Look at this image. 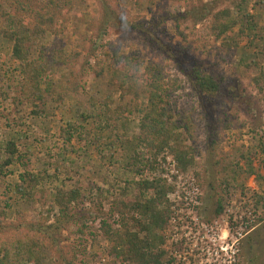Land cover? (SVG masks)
Masks as SVG:
<instances>
[{"label":"rangeland","instance_id":"374dc122","mask_svg":"<svg viewBox=\"0 0 264 264\" xmlns=\"http://www.w3.org/2000/svg\"><path fill=\"white\" fill-rule=\"evenodd\" d=\"M43 1L35 0L34 7ZM242 2L73 0L41 42L79 54L70 67L81 89L62 104L44 105L23 88L14 44L0 33V250L10 241L32 239L47 246L52 264H137L120 257L121 249L114 251L107 231L123 234L116 208L153 197L155 191L143 197L137 186L150 181L168 190L161 201L168 219L160 229H146L143 222L129 232L151 236L162 264H264V0H245L239 11ZM223 10L239 25L217 40L211 27ZM198 11L205 19L195 22ZM248 20L258 29L248 30ZM153 21L165 31L161 39L172 49L169 56L131 29ZM112 49L163 67L192 162L185 169L168 148L158 154L138 143L143 114L132 110L145 100L141 94L136 103L122 98ZM196 65L225 81L214 101L193 90L187 72ZM126 105L130 112L113 115ZM68 125L76 128L71 144L65 142ZM11 140L20 158L6 166ZM43 170L50 178L35 201L16 193L26 172ZM76 189L82 197L72 206L73 220L49 230L60 215L56 191Z\"/></svg>","mask_w":264,"mask_h":264},{"label":"trees","instance_id":"16d2710c","mask_svg":"<svg viewBox=\"0 0 264 264\" xmlns=\"http://www.w3.org/2000/svg\"><path fill=\"white\" fill-rule=\"evenodd\" d=\"M35 0H2L0 3V33L13 42L12 57L19 62V70L22 77V86L40 101L62 104L72 94L79 92L81 82L71 69L72 60L78 59L79 54L66 53L65 49H55L47 47L41 42L52 33L56 19L60 12L73 5V0H44L39 8H35ZM245 0H243L244 2ZM242 3H238L241 11ZM10 5V6H9ZM8 7V8H7ZM14 9V11H13ZM241 13V12H240ZM193 17L195 22L203 21L204 14L198 13ZM251 17V16H248ZM239 25L229 10L218 12L213 17L211 31L217 40L231 33ZM248 30L255 31L258 25L254 21H247ZM132 31H138L158 50L168 56L173 52L170 46L165 44L161 37L165 34L162 25L155 22H144L136 24ZM241 33L245 29H241ZM232 40L226 39L224 46L231 49ZM175 51V50H174ZM110 58L113 62L114 70L122 73V98L132 97L138 101L144 97V104H134L133 113L143 114L141 124V135L137 137L138 143L146 144L157 151L159 154L165 148L171 151L179 165L185 169L190 165L191 158L185 144L182 120L178 113L176 104L170 100V90L166 86L163 67L153 61H145L139 54L123 55L119 50L112 49ZM174 57L173 60H178ZM180 71H184L181 63L177 64ZM185 73V72H184ZM187 75L192 84L193 90L202 97V100L214 101L224 90L225 81L217 79L213 72L196 65ZM129 110L126 105L123 109L113 112L118 116L124 111ZM130 112V110H129ZM107 114V113H106ZM104 115V114H102ZM106 121L110 115H104ZM84 119H87L84 116ZM103 122V120L101 121ZM65 131V142L71 144L75 138L76 128L68 125ZM79 137V131L77 133ZM213 143L210 141V147ZM264 152V142H261ZM7 160L6 166L12 165L16 159L20 158L19 148L13 140L6 144ZM22 184L16 187V193L27 199L28 202L35 201L39 195V187L44 181L50 178V174L43 170L26 172L22 177ZM24 185L30 189H25ZM143 197L149 190L155 191L153 197L147 201H135L131 204L119 203L116 213L120 217L118 224L123 228V234L117 231H107L108 237L116 244L114 251L117 253L121 249L123 257L127 261L137 264H162L161 256L154 251V243L151 236L141 239L138 233H130L132 227H143L146 222V229H160L168 219V212L161 208V204L167 193L166 187L162 182L144 181L137 185ZM82 197L80 190L63 191L57 190L54 201L59 208V217L56 218L54 225L48 229L61 230L65 223L73 220L71 216L72 206ZM221 203L219 202L218 213H221ZM5 212H0V219ZM136 215H139L140 221ZM1 224V223H0ZM106 227H109L106 225ZM118 233V234H117ZM151 234V233H150ZM52 241L54 239L49 236ZM39 241L21 240L5 243L0 250V264H52L47 262L48 249ZM253 249L254 247L251 246ZM126 253V254H124Z\"/></svg>","mask_w":264,"mask_h":264}]
</instances>
